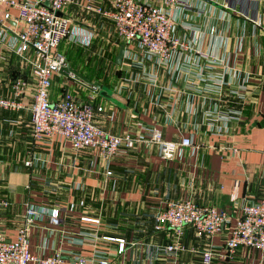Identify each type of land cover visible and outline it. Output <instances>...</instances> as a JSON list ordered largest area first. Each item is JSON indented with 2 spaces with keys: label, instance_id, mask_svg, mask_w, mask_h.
<instances>
[{
  "label": "crops",
  "instance_id": "1",
  "mask_svg": "<svg viewBox=\"0 0 264 264\" xmlns=\"http://www.w3.org/2000/svg\"><path fill=\"white\" fill-rule=\"evenodd\" d=\"M112 1L72 0L63 12L86 43L66 37L58 51L74 70L119 93L127 103H110L60 72L52 75L50 101L72 88L78 100L102 107L95 120L106 131L133 132L143 123L156 126L166 140L190 137L192 146L172 160L162 158L156 146L119 151L112 175L106 176L92 149L77 152L61 137L35 144L29 111L34 53L16 52L21 29L17 11L0 4V96L18 104L0 109V232L15 240L31 201L44 210L29 226L30 251L39 258L58 253L57 264H73L78 256H103L108 264H201L206 248L215 253L212 264H264L260 250L240 246L230 256L225 248L241 205L264 198V0H191L192 10L177 17L174 32L188 48L175 50L173 62L180 69L168 73L143 58L144 49L137 43L126 46L118 39L109 18L84 9L89 2L111 9ZM124 45L126 55L118 65L115 57ZM70 48L76 51L78 66L68 56ZM105 55L115 66L109 76L102 68ZM195 63L206 66V76L214 79L224 73L232 79L224 91L228 95L205 91L195 76ZM185 65H191L190 73H184ZM19 80L25 86L16 94ZM209 109L237 110L240 117L227 126L233 130L219 134L207 127L210 120L204 113ZM34 156L39 161L24 165ZM182 198L215 206L231 221L211 236L185 226L183 249L165 252L171 233L155 231L154 216L166 201ZM53 208L58 209L57 225L50 220ZM118 239L124 240L122 252Z\"/></svg>",
  "mask_w": 264,
  "mask_h": 264
},
{
  "label": "built area",
  "instance_id": "2",
  "mask_svg": "<svg viewBox=\"0 0 264 264\" xmlns=\"http://www.w3.org/2000/svg\"><path fill=\"white\" fill-rule=\"evenodd\" d=\"M72 0H0V4L17 11L16 20L21 23L18 34L20 43L16 47L18 54H25L29 50L34 53L30 61V74L35 81L33 100L29 105L31 120V138L35 144H50L61 137L71 144L75 151L92 149L96 151L97 158L103 163V173L112 175V161L121 150H130L134 147L156 146L158 154L172 160L180 156L185 147L192 146L190 137H183L179 142L166 140L156 126L139 124L135 131L124 133H111L96 124L95 113L101 112L102 107L95 106L89 100H78L74 95L65 92L56 100L50 101V87L53 73L59 72L66 65V57L58 51L60 42L69 37L86 43L79 38L77 30L72 27V19L64 14V9ZM191 0H113L111 9L87 3L84 9L87 12L101 14L109 18L114 27L115 36L126 46L137 43L144 49L143 58L153 60L152 64L162 67L167 73L180 68L173 62V55L178 47L188 48V44L175 35L176 20L181 14L191 11ZM264 31V26H263ZM196 38V37H195ZM124 45V56L126 47ZM200 54V52H197ZM207 56V55H202ZM215 61L217 58H213ZM184 73H190L191 65L182 66ZM195 76L203 82L206 90H215L220 96L232 86L233 80L226 78L224 73L214 79L205 75L206 66L195 63ZM154 76V83L157 77ZM177 75L174 76V79ZM25 82L19 80L15 84L16 94H19ZM227 92V91H226ZM239 98V93H236ZM243 98V97H242ZM242 107V102H241ZM17 107L13 101L0 96V109ZM240 112L205 111V117L210 120L208 129L216 133L233 130L229 124L239 120ZM215 117V119L211 118ZM234 151V150H233ZM39 157L27 159L24 165L31 166ZM82 205L83 202H80ZM74 204L69 205L70 209ZM44 207L34 202L26 204L22 224L18 228L15 240H7L0 232V264H57L60 255L39 258L32 254L29 248V226L38 217ZM52 224H58V209H50ZM92 222L97 219L83 218ZM230 215L212 205L199 204L191 198L168 200L154 216L153 228L155 231L171 233L172 240L165 245V252H176L183 249L181 239L185 226L194 228L198 235L211 236L222 230L224 225L230 223ZM118 251L122 252L124 240L118 239ZM245 246L264 252V198L244 203L240 207L239 216L225 242L227 254L232 256L238 247ZM214 251L211 248L202 250L201 264H212ZM106 257L78 256L73 264H108Z\"/></svg>",
  "mask_w": 264,
  "mask_h": 264
},
{
  "label": "water",
  "instance_id": "3",
  "mask_svg": "<svg viewBox=\"0 0 264 264\" xmlns=\"http://www.w3.org/2000/svg\"><path fill=\"white\" fill-rule=\"evenodd\" d=\"M124 51H125L124 46H120V48L118 49L117 55L115 57L116 64L118 65L122 64ZM59 72L64 74L66 77L74 79L75 81L89 88L95 93L101 94L103 96H107L108 98H110L109 100L117 106L123 107L127 103V100L119 93L113 91L112 89L108 87H104L98 81H90L89 79L82 76L80 73H78L76 70H74L70 66L69 62H67L65 66L60 68Z\"/></svg>",
  "mask_w": 264,
  "mask_h": 264
},
{
  "label": "rangeland",
  "instance_id": "4",
  "mask_svg": "<svg viewBox=\"0 0 264 264\" xmlns=\"http://www.w3.org/2000/svg\"><path fill=\"white\" fill-rule=\"evenodd\" d=\"M113 24V23H112ZM64 41H66V40H63L62 41V43L64 42ZM62 45V44H61ZM70 51H69V53H68V56L71 58V60H73L74 62H75V65H77V56L75 55L76 54V51H73L71 48L69 49ZM79 51V50H78ZM78 66V65H77ZM81 66L83 67V68H85V70H90V66H87V65H84V63H81ZM114 63L112 62V60H111V57L110 56H106L105 55V57H103V63H102V68H103V73H104V75H110L111 73H112V71H113V69H114ZM85 70H83V71H85ZM104 87H107V86H105V85H103ZM70 92L71 93H76L75 92V89H72L71 88V90H70ZM102 99H104V100H106V101H108V102H110L111 103V101L109 100L110 98H108L107 96H103V95H101V94H98ZM162 132V131H161ZM162 135H163V133H162ZM163 138H164V136H163ZM165 139V138H164Z\"/></svg>",
  "mask_w": 264,
  "mask_h": 264
},
{
  "label": "trees",
  "instance_id": "5",
  "mask_svg": "<svg viewBox=\"0 0 264 264\" xmlns=\"http://www.w3.org/2000/svg\"><path fill=\"white\" fill-rule=\"evenodd\" d=\"M121 151H124V150H121ZM112 166V165H111ZM102 170H103V165H102ZM98 220V219H97ZM89 221V220H88ZM92 222V221H91ZM94 223V222H93Z\"/></svg>",
  "mask_w": 264,
  "mask_h": 264
}]
</instances>
